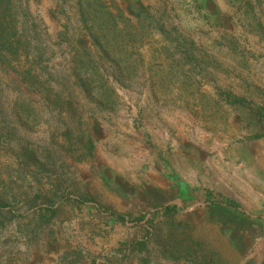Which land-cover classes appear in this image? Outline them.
Listing matches in <instances>:
<instances>
[{
  "label": "rangeland",
  "instance_id": "rangeland-1",
  "mask_svg": "<svg viewBox=\"0 0 264 264\" xmlns=\"http://www.w3.org/2000/svg\"><path fill=\"white\" fill-rule=\"evenodd\" d=\"M4 1L0 264H264V0Z\"/></svg>",
  "mask_w": 264,
  "mask_h": 264
},
{
  "label": "trees",
  "instance_id": "trees-1",
  "mask_svg": "<svg viewBox=\"0 0 264 264\" xmlns=\"http://www.w3.org/2000/svg\"><path fill=\"white\" fill-rule=\"evenodd\" d=\"M12 24L13 23H11L9 19L8 7L4 0H0V38L3 37V39H5L2 43V47L7 49V51L13 45L11 40L17 38L16 34L13 32L15 26ZM23 30L27 31L28 28H23ZM19 42L20 39L17 38V43Z\"/></svg>",
  "mask_w": 264,
  "mask_h": 264
}]
</instances>
